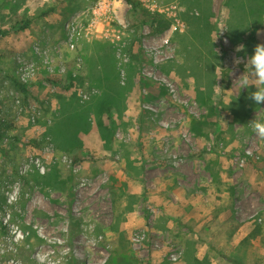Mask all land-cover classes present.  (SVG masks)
Here are the masks:
<instances>
[{"label":"rangeland","instance_id":"1","mask_svg":"<svg viewBox=\"0 0 264 264\" xmlns=\"http://www.w3.org/2000/svg\"><path fill=\"white\" fill-rule=\"evenodd\" d=\"M135 1L0 0V264H264V0Z\"/></svg>","mask_w":264,"mask_h":264},{"label":"clouds","instance_id":"2","mask_svg":"<svg viewBox=\"0 0 264 264\" xmlns=\"http://www.w3.org/2000/svg\"><path fill=\"white\" fill-rule=\"evenodd\" d=\"M242 50L243 45L238 46L236 49V51ZM234 63H241V59L239 57L235 58ZM245 69L235 81L238 82L240 89L254 86L255 91L249 94V99L257 105L264 104V43L255 45L253 53L246 59ZM220 77H217V79ZM227 103L230 104L231 100ZM249 125L260 139H264V120L254 118L249 122Z\"/></svg>","mask_w":264,"mask_h":264},{"label":"built area","instance_id":"3","mask_svg":"<svg viewBox=\"0 0 264 264\" xmlns=\"http://www.w3.org/2000/svg\"><path fill=\"white\" fill-rule=\"evenodd\" d=\"M130 5H133L131 1L127 0ZM144 2H148V0H142ZM103 3L100 1L98 3L95 4V6H91L92 8V12L93 13H97L98 11H100L103 8ZM152 9H155L154 5L150 4ZM68 29H69V33H70V41H72L73 36L75 34V30H76V26L73 25L71 22L68 23ZM71 46L74 47V43L71 42ZM35 73V69L30 67V66H23V68L20 70L19 75L20 78L23 82H28L31 78V76Z\"/></svg>","mask_w":264,"mask_h":264},{"label":"trees","instance_id":"4","mask_svg":"<svg viewBox=\"0 0 264 264\" xmlns=\"http://www.w3.org/2000/svg\"><path fill=\"white\" fill-rule=\"evenodd\" d=\"M129 1H131V2H133V6L134 7H137L138 6V2H136L135 0H129ZM27 21H29V20H27ZM29 23V22H28ZM27 23V24H28ZM16 83L21 87V89L23 90V91H27V89H26V85L25 84H22V83H20V82H18V81H16ZM14 122L13 121H11V120H8V119H5V118H2V119H0V139H3L4 137H5V132L7 131V130H10V129H13L14 128Z\"/></svg>","mask_w":264,"mask_h":264}]
</instances>
